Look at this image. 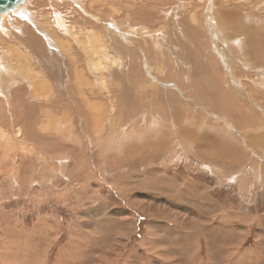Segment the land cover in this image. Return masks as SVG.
<instances>
[{
    "label": "rangeland",
    "instance_id": "obj_1",
    "mask_svg": "<svg viewBox=\"0 0 264 264\" xmlns=\"http://www.w3.org/2000/svg\"><path fill=\"white\" fill-rule=\"evenodd\" d=\"M247 1L24 0L0 15L5 69L33 66L23 42L33 33L56 46L41 66L51 61L61 76L44 71L37 90L0 85V264H264V0ZM230 7L258 27L256 64L234 22L219 17ZM55 14L66 29L106 40L104 62L115 65L96 70L93 61L90 71V51L65 52ZM73 58L86 73L84 114L72 94H58L77 84L63 64ZM119 88L131 100L120 101Z\"/></svg>",
    "mask_w": 264,
    "mask_h": 264
},
{
    "label": "bare ground",
    "instance_id": "obj_2",
    "mask_svg": "<svg viewBox=\"0 0 264 264\" xmlns=\"http://www.w3.org/2000/svg\"><path fill=\"white\" fill-rule=\"evenodd\" d=\"M49 1H51V0H49ZM209 1H212V0H209ZM234 1V0H233ZM247 1V0H246ZM188 2V1H187ZM235 2H236V0H235ZM248 2V1H247ZM255 2V1H254ZM141 3H143V1H141ZM226 3V2H225ZM224 3V4H225ZM228 3V2H227ZM233 3V2H232ZM249 3H251V1L249 2ZM104 4V3H103ZM102 4V7L104 6ZM255 4V3H254ZM253 4V5H254ZM256 4H257V2H256ZM255 4V5H256ZM210 6L212 7V3H210ZM223 6V5H222ZM225 6H228L227 4L225 5ZM229 6H231V5H229ZM228 6V7H229ZM233 6H236V5H233ZM250 6V5H249ZM50 7V6H49ZM237 7V6H236ZM254 7H257V6H254ZM51 8V7H50ZM223 8V7H222ZM231 8V7H230ZM240 9V8H239ZM241 9H242V7H241ZM107 10V9H106ZM235 8H231V9H229L228 8V10H226V11H224L223 13H222V11H221V13H219V17L221 18V20H223L224 22L225 21H229L228 22V24L230 25V21L232 22H234L233 24H232V26H230L229 28H230V30H233L234 32H237L236 34H240L239 36H245L244 38H246V43L248 42V46L246 47L245 46V48L242 50V51H244L246 54H248V56H251V59H252V61L254 62V64H256L257 63V60H259L258 58H257V56H261V57H263V53H262V51L260 50V44H258L259 43V40L261 39V37H260V34H259V30H258V27H253V26H249V25H247V23L245 24V23H242V22H244L243 20L245 19H243L242 20V22H240L239 21V19L240 18H238V17H233L232 16V14L235 12ZM243 10V9H242ZM108 11V10H107ZM209 12H211V9L209 8V10H208ZM237 11V10H236ZM249 11V10H248ZM103 12V11H102ZM118 13V12H117ZM169 13V12H168ZM217 14V13H216ZM246 14V13H245ZM56 15V18H55V21H54V27L55 28H57L58 30H62V29H65V31L64 32H60V33H62L63 35H64V33H66L67 35H65L64 36V38H62V39H64V40H66V41H64V42H62V44H63V46L65 47H63L64 49H65V52L66 51H68L69 49V47L71 48V49H74V51H76V49H77V52H87V51H90V54H89V56H88V58L89 57H92V58H89L90 59V62H89V70L91 71L92 70V66H91V63L94 61V65H93V67H95V69L96 70H98V69H100V70H103L104 71V69H106V67H108V66H110L111 68H112V66L113 65H115V63H116V59H114V61H112V59H110L111 60V63H109L108 64V62L107 61H109V60H107V51H108V49H106V45H107V43H106V40H105V44H104V42H102V43H100V45H98L99 44V42L100 41H98V44L96 43L97 41H96V37L95 38H93L94 37V35H93V33H91V32H94V30H90V28H88L87 30H80L79 28H74V27H70V28H68V29H66L65 28V26H64V22H63V20H62V18H60V17H58L57 15L58 14H55ZM185 15V14H184ZM209 15V14H208ZM241 15V14H240ZM248 15V14H247ZM190 16V15H189ZM244 16V15H243ZM192 17V16H191ZM196 17V16H195ZM194 16L192 17V19L193 20H195L196 18H195ZM209 17V16H208ZM243 18V17H242ZM182 19V18H181ZM207 19H209V18H207ZM218 19V18H217ZM220 19H218V21H219ZM241 20V19H240ZM200 21V20H199ZM198 21V22H199ZM210 21V20H209ZM208 22V21H207ZM225 23H227V22H225ZM111 24V23H110ZM113 24V23H112ZM210 24V23H209ZM79 25V24H78ZM115 25V24H114ZM114 25H111V27H112V29L113 30H115L114 29ZM220 25H221V23H220ZM222 25H226V24H222ZM221 25V26H222ZM110 26V25H109ZM173 26V25H172ZM228 26V25H227ZM193 27V26H192ZM200 27V26H199ZM220 27V26H219ZM211 28V27H210ZM216 28V27H215ZM218 28V27H217ZM224 28V27H223ZM228 28V27H227ZM229 28L226 30V31H228L229 30ZM49 29H51V28H49ZM53 29V28H52ZM220 29V28H219ZM57 30V31H58ZM101 30V29H100ZM113 30H111V31H113ZM191 30V29H190ZM210 30H212V29H210ZM209 30V31H210ZM214 30H216V29H214ZM108 31H110V29H108ZM162 31V30H161ZM225 31V30H224ZM233 31H232V33H233ZM48 32H50V31H48ZM48 32H46V33H48ZM53 32H54V30H53ZM52 32V33H53ZM189 32V31H188ZM198 32V28H196V29H194L193 28V32H191L192 33V36H194V38H196V39H198L197 38V36L196 35H199V34H201L202 32H200L199 34L197 33ZM229 32H231V31H229ZM51 33V34H52ZM55 33H56V31H55ZM59 33V34H60ZM84 33H86L87 35H85V36H83V34ZM110 33V32H109ZM112 33V32H111ZM226 33V32H225ZM45 34V33H44ZM57 34V33H56ZM205 33H204V31H203V35H204ZM235 34V33H234ZM235 34V35H236ZM262 34V33H261ZM48 35V34H47ZM46 35V36H47ZM49 35H50V33H49ZM112 35V34H111ZM187 35H189V34H187ZM202 35V34H201ZM220 35V34H219ZM234 35V36H235ZM20 36V35H19ZM24 36V35H23ZM51 36V35H50ZM99 36V35H98ZM200 36V35H199ZM229 36V35H228ZM237 37H239L238 35H236ZM52 37H54V36H52ZM51 37V38H52ZM60 37V36H59ZM100 37V36H99ZM102 37V36H101ZM111 37V36H110ZM201 38H202V36H200ZM200 37H199V40H200ZM204 37V36H203ZM207 37V36H206ZM225 37H226V35H225ZM229 37H231V36H229ZM260 37V38H259ZM24 39H23V42H24V45H26V46H28L30 49H32V53H34V56L33 57H36V58H34L33 60H32V67H30V65H25L24 63L23 64H20V63H17L18 64V66L17 67H15V65H13L12 63H10V66H9V69L7 70V69H5V65H3V64H1L0 63V85H3L4 87H6L7 86V84L12 80V83L11 84H13V87L14 86H21L22 84H24L23 82H27L28 83V85H31V87H32V85L33 86H35L34 87V89L35 90H37V88H38V86L39 85H42V83L41 84H39L36 80L37 79H39L38 77H40L43 73H44V71H45V75L48 77V78H50V80L51 81H53L54 79H55V77L56 76H58L59 74L58 73H54V72H52V70L53 71H55V69H54V66H53V64H52V62L51 61H49V62H47L50 66L49 67H44V66H41L42 64H44V62H41V58H42V55H47L48 57H49V52L47 51V49H46V47L48 46V48H49V46H52V45H54V44H52L53 42L52 41H50L49 39H48V37L45 39V38H43V37H40V35H39V37L36 35V37H35V34H33V33H28V35L27 36H24L23 37ZM57 38V37H56ZM194 38H191V39H194ZM243 38V39H244ZM43 39V40H42ZM55 39V38H54ZM59 39V38H58ZM61 39V38H60ZM95 39V40H94ZM215 39V38H214ZM221 39V38H220ZM52 40V39H51ZM57 40V39H56ZM179 40V39H178ZM228 40V39H227ZM58 41H60V40H58ZM101 41H102V39H101ZM125 41H127V40H125ZM182 41V40H181ZM181 41H180V43H181ZM209 41V40H208ZM73 42V44H71ZM113 42H115L114 40H113ZM112 42V43H113ZM128 42V41H127ZM177 42V41H176ZM175 42V43H176ZM198 42V41H197ZM224 42V41H223ZM21 43H22V40H21ZM208 43V42H207ZM58 44V43H57ZM186 44V43H185ZM209 44V43H208ZM245 44V43H244ZM60 45V44H59ZM110 45H111V43H110ZM114 44H112V46H113ZM42 46H44V47H42ZM55 46V45H54ZM115 46V45H114ZM129 46V45H128ZM174 46H176L177 48V50H178V54L180 53V49H178L179 47H178V45H177V43L176 44H174ZM191 46V48L189 49L190 51L192 50V52L193 51H195L194 50V48H196V50H197V44H192V45H190ZM189 46V47H190ZM200 47V46H199ZM55 48H56V46H55ZM62 48V49H63ZM108 48V47H107ZM120 48V47H119ZM183 43L181 44V49L183 50ZM52 49H54V48H52ZM57 49V48H56ZM110 50V49H109ZM115 50V49H114ZM176 50V51H177ZM181 50V51H182ZM29 51V50H28ZM31 51V50H30ZM64 51V50H63ZM112 51V50H111ZM110 51V52H111ZM185 51H188V50H185ZM73 52V51H72ZM109 52V51H108ZM17 54V53H16ZM15 54V55H16ZM81 54V53H80ZM86 54V53H85ZM117 54V53H116ZM18 55H21L20 53L18 54ZM17 55V56H18ZM60 55V54H59ZM97 56V61H95V60H93V58H94V56ZM177 55V54H176ZM66 56V55H65ZM197 56H198V54H197ZM247 56V55H246ZM16 57V56H15ZM19 57L20 56H18V59H19ZM60 57H62L61 55H60ZM68 57V56H67ZM196 57V56H195ZM124 58V57H123ZM15 58H13V60H14ZM63 59H65V58H63ZM74 59V58H73ZM196 59V58H195ZM25 60V59H24ZM23 60V61H24ZM46 60H48V59H46ZM62 60V59H61ZM60 60V61H61ZM104 60H107V61H105L104 62ZM137 60V59H136ZM173 60H175V59H173ZM15 61V60H14ZM13 61V62H14ZM25 61H27V60H25ZM86 61V60H85ZM198 61V62H197ZM196 61V64H198V69H201V67L204 65V66H206V64H204V62L203 61H199V60H197ZM18 62V61H17ZM22 62V61H21ZM41 62V63H40ZM70 62V61H69ZM86 62H88V61H86ZM127 62V61H126ZM16 63V62H15ZM28 63V62H27ZM40 63V64H39ZM79 63V60L78 59H74L73 60V63H68V61L67 60H65V61H63V64H64V66L68 69V71L66 72V76H68L67 78H69V80H72V79H75L76 81H77V84H76V82L74 81V85H73V92H70L69 93V91L68 92H65V91H63V92H60L59 91V96H60V98L61 99H67V100H69V95L70 94H72L73 96H72V100H73V102H76L78 105H80L82 108V111H83V114L85 113V111L83 110V102H87V101H89L88 99H86L87 97L85 96L86 94H85V92H84V90L83 89H85V88H81V86H82V84L84 83H86V85H87V82H84L85 80H86V73H85V69L84 68H80V66L79 65H77ZM124 63V62H123ZM174 63H175V61H174ZM264 63V62H263ZM20 64V65H19ZM72 64H75V69H72V67H70V65H72ZM124 65V64H123ZM122 65V66H123ZM127 65V64H126ZM139 65V64H138ZM209 66H207V67H205V68H208ZM124 68V67H123ZM156 68H158V67H156ZM61 69V70H60ZM60 73L62 74V75H64V70H65V68H62V67H60ZM70 69H72V70H74L75 71V74L74 75H72V77H70V74H69V71H70ZM203 69V71H204V68H202ZM115 70V69H114ZM160 70V69H159ZM209 70H210V68H209ZM110 71V70H109ZM125 71V70H124ZM57 72V71H56ZM197 72V71H196ZM9 73H11V75H8ZM73 73V72H72ZM85 73V74H84ZM97 74H102L100 71H97ZM111 74V73H110ZM109 74V75H110ZM201 75V74H200ZM60 76V75H59ZM112 76V75H111ZM131 76V75H130ZM202 76V75H201ZM61 77V76H60ZM136 77V76H135ZM67 78H66V80H67ZM123 78V77H122ZM60 80V79H59ZM68 80V81H69ZM134 80V79H133ZM21 81V82H20ZM56 81V80H55ZM88 81V80H87ZM124 81V80H123ZM195 83L196 84H200V82H201V79H200V77L198 76V75H196L195 76ZM59 82V81H58ZM61 82V81H60ZM67 82V81H66ZM135 82V81H134ZM144 82V81H143ZM142 82V83H143ZM84 84H83V86L82 87H84ZM134 84V83H133ZM27 85V86H28ZM44 86V85H43ZM64 86V85H63ZM101 87H103V85H100ZM98 87V88H101V87ZM130 86V85H129ZM145 86V85H144ZM17 87V88H18ZM86 87V86H85ZM92 87V86H91ZM120 87V86H119ZM30 88V87H29ZM87 88V87H86ZM104 88V87H103ZM33 89V88H32ZM34 89L32 90V92L34 91ZM41 89V88H40ZM120 89V88H119ZM6 90V89H5ZM19 90V89H18ZM60 90V89H59ZM89 90V89H88ZM100 89H98V91H99ZM102 90V89H101ZM114 90V89H113ZM121 90V89H120ZM28 91H30V90H28ZM91 91V90H90ZM102 91H104V90H102ZM107 91V90H106ZM149 91V90H148ZM35 92V93H34ZM33 92V95L35 96V94H37L36 93V91H34ZM58 92V91H57ZM87 92V91H86ZM140 92V91H139ZM28 93V92H27ZM88 93V92H87ZM91 92H89V94H90ZM96 93V92H95ZM94 93V94H95ZM103 93V92H102ZM116 93V92H115ZM4 94V93H3ZM48 95H49V92L47 93ZM47 94L46 95H44V96H47ZM88 94V95H89ZM100 94V93H99ZM109 94V93H108ZM107 94V95H108ZM32 95V96H33ZM43 95V94H42ZM92 95V94H91ZM132 94H130V91H129V89L127 90V89H122L121 91H120V94H119V98H120V101H128V100H131V98H132V96H131ZM13 96V95H12ZM37 96V95H36ZM53 96V95H52ZM58 96V95H57ZM58 96V97H59ZM117 96V95H116ZM136 96V95H135ZM205 96H206V98L209 100V101H211V95H210V93H208V94H205ZM54 97V96H53ZM138 97V96H137ZM210 97V98H209ZM37 98V97H36ZM39 98V97H38ZM93 98V97H92ZM145 98V97H144ZM46 99H47V97H46ZM51 99V98H50ZM85 99H86V101H85ZM137 99V98H136ZM92 100V99H91ZM49 101V100H48ZM136 101V100H135ZM140 102V101H139ZM134 103V102H133ZM135 103H138V102H135ZM226 104H228L227 102H225ZM225 103H224V101H223V104H220V102L217 100V101H215L214 100V103H212V106H214V107H216L217 108V110H226L227 112L229 111L230 113H232V116H234L233 118H235L236 117V115H235V113H234V111H233V109L231 110L227 105H225ZM52 104V103H51ZM124 104V103H123ZM132 104V103H131ZM54 105V104H53ZM53 105H52V107H53ZM124 105H126V104H124ZM135 105V104H134ZM71 106V105H70ZM85 106V105H84ZM55 107H56V105H55ZM136 107H137V105H136ZM141 107V106H140ZM123 108H124V106H123ZM41 109V108H40ZM26 110H28V108H26ZM12 111V110H11ZM28 112V111H27ZM120 112H121V110H120ZM123 112V111H122ZM14 113H15V110H14ZM17 113V112H16ZM15 113V114H16ZM119 113V112H118ZM37 115V114H36ZM52 116V115H51ZM243 116V115H242ZM37 117V116H36ZM41 117V116H40ZM43 117V116H42ZM56 117V116H55ZM14 118V117H13ZM35 118V117H34ZM44 118V117H43ZM50 119H51V117H49ZM54 118V117H53ZM59 118V117H58ZM242 118V117H241ZM248 118L249 117H245V118H243V119H241L244 123H245V121H247L248 120ZM16 119H19V116H18V118L16 117ZM77 119V118H76ZM47 120V121H46ZM74 120H75V118H74ZM73 120V121H74ZM40 121H43V119L41 118V120ZM45 121H46V124H48V125H51V124H49V122H48V117L46 118V119H44V123H45ZM54 121V119H52V121L50 120V122H53ZM250 121H253V117L252 118H250L249 119V122ZM48 122V123H47ZM79 122V121H78ZM79 123H81V122H79ZM41 124V123H40ZM53 124V123H52ZM39 125V124H38ZM37 125V126H38ZM43 125L44 124H42V125H40L42 128H43ZM48 125H46V126H44V128H43V130L48 126ZM58 125V124H57ZM22 126V125H21ZM19 127V130H18V134H22V132H23V127ZM51 126H53V125H51ZM255 126V125H254ZM261 126H263V123H262V125ZM49 127V126H48ZM54 127V126H53ZM52 127V128H53ZM61 127V126H60ZM40 128V127H39ZM51 128V129H52ZM259 128H260V126H259ZM49 129V128H48ZM53 130V129H52ZM45 132V131H44ZM53 132V131H52ZM48 133H51V131L50 132H48ZM251 137V136H250ZM250 141L251 142H253L254 143V141H255V138H253V139H251L250 138ZM256 144H259V145H261V146H264V133H263V136H260L257 140H256ZM23 146V145H22ZM29 149V148H28ZM23 150H27V149H23ZM30 150V149H29ZM32 151V150H31Z\"/></svg>",
    "mask_w": 264,
    "mask_h": 264
},
{
    "label": "water",
    "instance_id": "obj_3",
    "mask_svg": "<svg viewBox=\"0 0 264 264\" xmlns=\"http://www.w3.org/2000/svg\"><path fill=\"white\" fill-rule=\"evenodd\" d=\"M24 0H0V15L14 12Z\"/></svg>",
    "mask_w": 264,
    "mask_h": 264
}]
</instances>
